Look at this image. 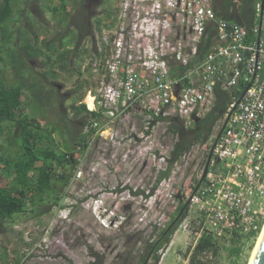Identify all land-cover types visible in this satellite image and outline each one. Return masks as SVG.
<instances>
[{"label": "built area", "instance_id": "obj_1", "mask_svg": "<svg viewBox=\"0 0 264 264\" xmlns=\"http://www.w3.org/2000/svg\"><path fill=\"white\" fill-rule=\"evenodd\" d=\"M213 3L118 0L115 26L103 31L96 44L101 55L91 64L94 88L82 103L108 122L141 109L151 119L176 117L191 123L211 108L216 89L227 92L231 102L223 132L212 148L222 172L209 174L190 201L200 207L203 230L217 236L226 230L260 236L264 227V19L260 16L264 5H256L259 24L253 31L255 39L249 40L248 30L217 15ZM209 30L215 42L200 55ZM90 128L95 135L105 133L98 121Z\"/></svg>", "mask_w": 264, "mask_h": 264}, {"label": "trees", "instance_id": "obj_2", "mask_svg": "<svg viewBox=\"0 0 264 264\" xmlns=\"http://www.w3.org/2000/svg\"><path fill=\"white\" fill-rule=\"evenodd\" d=\"M56 1L58 6H51V3L41 7L49 17L45 23H37L31 18L33 10L27 6L29 0H0V180L12 179V184H0V234L5 233L4 222L12 221L16 216L29 213L39 219L52 207H64L65 189L79 165L74 155L86 154L95 135L90 125L93 121L100 123L103 118L100 112L89 111L81 103L90 90V79L78 77L73 92L81 94L70 105L68 114L59 115L56 123L42 124L41 117L58 100L54 81L61 74H72L75 57L88 53L82 47L83 40H93V58L101 55L97 41H94L98 34L102 35L101 21L92 25L86 8H69L66 0ZM257 4L262 5V0H214L213 7L217 15L243 25L252 40L255 39L253 31L259 24ZM20 8L24 23L12 27L10 24ZM110 15L108 13L107 17ZM260 16L264 19V13ZM116 20L114 18L107 28L114 26ZM213 42L214 32L209 30L199 54ZM35 63L42 71L31 69ZM6 71L12 72L9 80ZM76 71L83 76L82 71ZM236 95L240 97V91ZM230 102L231 96L227 92L216 89L211 108L202 117L194 118L189 127L176 117L152 118L153 125L159 121L167 122V130L174 138L166 166L157 173L152 192L159 183L169 179L175 165L196 145H204L213 139V146L220 138ZM207 173L208 170L196 181L192 194L205 184ZM189 207L188 201L180 202L164 228H155L150 234L143 230L126 232L122 225L119 232L123 250L117 252L115 259L121 264H148L150 261L156 264L177 226L187 217ZM200 222L202 227L203 219ZM258 236L231 232L233 241L255 240ZM220 252L221 246L215 235L204 229L190 252L188 264H211ZM231 252L238 254L240 248L231 249ZM90 255L93 259L90 264L105 263L103 254L90 251ZM2 264L7 262L3 260Z\"/></svg>", "mask_w": 264, "mask_h": 264}, {"label": "rangeland", "instance_id": "obj_3", "mask_svg": "<svg viewBox=\"0 0 264 264\" xmlns=\"http://www.w3.org/2000/svg\"><path fill=\"white\" fill-rule=\"evenodd\" d=\"M45 4L58 6L56 0H29L27 6L33 10L31 18L37 23H45L49 17L48 12L41 11ZM66 4L69 8H86L91 24L101 21L103 31L115 26L107 28L117 18L118 0H66ZM21 8L10 24L12 27L24 23ZM108 13H111L109 17ZM100 39L98 34L94 41L99 44ZM92 46V39L83 40L82 47L88 53L74 59V68L82 71L83 76L74 69L72 74H61L54 81L60 86V94L41 117L42 124L56 123L59 115L68 114L70 105L81 94L73 92L78 77L90 79L89 88H94L90 73L91 62L95 61ZM37 66L38 63L32 64L31 69L42 71ZM5 74L9 80L12 72ZM184 123L188 127L191 124L185 120ZM100 125L105 133L93 135L84 156L74 155L79 165L65 189L64 207H52L39 219L27 213L4 222L5 233L0 234V264L3 260L7 264H90L93 260L90 251L103 254L104 264H121L115 255L123 250L119 232L122 225L126 232L143 230L150 234L155 228H164L177 205L185 201L190 203L187 217L177 226L156 264H188L190 252L203 232L200 207L190 201L192 188L205 171L208 170L205 183L209 174L222 172L212 150V140L196 145L175 165L169 179L159 183L152 192L157 173L165 168L174 141L167 130V122L159 121L153 125L148 113L136 109L112 122L102 118ZM0 184H12L11 177L0 180ZM232 231L240 233L226 230L220 236L215 235L221 252L211 264L250 263L259 236L255 240L233 241ZM234 248H240V252L232 254Z\"/></svg>", "mask_w": 264, "mask_h": 264}, {"label": "water", "instance_id": "obj_4", "mask_svg": "<svg viewBox=\"0 0 264 264\" xmlns=\"http://www.w3.org/2000/svg\"><path fill=\"white\" fill-rule=\"evenodd\" d=\"M262 5H264V0H262ZM250 264H264V233L259 241L255 255Z\"/></svg>", "mask_w": 264, "mask_h": 264}, {"label": "bare ground", "instance_id": "obj_5", "mask_svg": "<svg viewBox=\"0 0 264 264\" xmlns=\"http://www.w3.org/2000/svg\"><path fill=\"white\" fill-rule=\"evenodd\" d=\"M87 101L90 103V98H88ZM263 233H264V227H263V231H262L261 235L259 236V239H258V241H257L256 247H255V249H254V251H253L252 257H251V259H250V263H251V261H252L254 255H255L256 249H257V247H258L259 241H260V239H261ZM250 263H249V264H250Z\"/></svg>", "mask_w": 264, "mask_h": 264}, {"label": "flooded vegetation", "instance_id": "obj_6", "mask_svg": "<svg viewBox=\"0 0 264 264\" xmlns=\"http://www.w3.org/2000/svg\"><path fill=\"white\" fill-rule=\"evenodd\" d=\"M89 18H90V15H89ZM53 85H54L55 87H57V88H58V91H57V92L60 94V86H59V85H57V84H55V83H54Z\"/></svg>", "mask_w": 264, "mask_h": 264}]
</instances>
